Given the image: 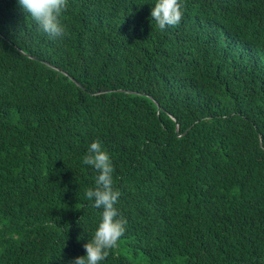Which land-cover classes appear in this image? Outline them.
<instances>
[{"label":"trees","instance_id":"trees-1","mask_svg":"<svg viewBox=\"0 0 264 264\" xmlns=\"http://www.w3.org/2000/svg\"><path fill=\"white\" fill-rule=\"evenodd\" d=\"M68 0L63 37L0 0V264H69L101 210L99 140L126 221L102 264H264V0Z\"/></svg>","mask_w":264,"mask_h":264},{"label":"clouds","instance_id":"clouds-1","mask_svg":"<svg viewBox=\"0 0 264 264\" xmlns=\"http://www.w3.org/2000/svg\"><path fill=\"white\" fill-rule=\"evenodd\" d=\"M21 9L32 18L40 30L55 39L63 37L65 25L62 15L68 0H17ZM180 0H154L150 16L160 29L178 25L183 17ZM82 164L97 173L94 187L85 190L92 207L101 210L94 234L83 245L85 254L77 256L69 264H102L111 249L118 246L126 231V221L116 207L121 192L114 187V166L109 153L99 140L92 141L83 156Z\"/></svg>","mask_w":264,"mask_h":264}]
</instances>
